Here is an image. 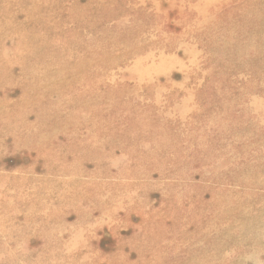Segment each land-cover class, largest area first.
Segmentation results:
<instances>
[{"label":"rangeland","instance_id":"rangeland-1","mask_svg":"<svg viewBox=\"0 0 264 264\" xmlns=\"http://www.w3.org/2000/svg\"><path fill=\"white\" fill-rule=\"evenodd\" d=\"M0 264H264V0H0Z\"/></svg>","mask_w":264,"mask_h":264}]
</instances>
